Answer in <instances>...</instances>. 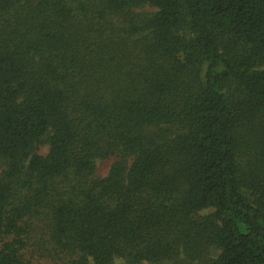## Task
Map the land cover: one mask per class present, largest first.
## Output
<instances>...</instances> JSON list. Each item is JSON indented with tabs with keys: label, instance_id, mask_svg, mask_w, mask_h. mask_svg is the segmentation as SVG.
Listing matches in <instances>:
<instances>
[{
	"label": "trees",
	"instance_id": "16d2710c",
	"mask_svg": "<svg viewBox=\"0 0 264 264\" xmlns=\"http://www.w3.org/2000/svg\"><path fill=\"white\" fill-rule=\"evenodd\" d=\"M117 260L264 264V0H0V264Z\"/></svg>",
	"mask_w": 264,
	"mask_h": 264
},
{
	"label": "rangeland",
	"instance_id": "374dc122",
	"mask_svg": "<svg viewBox=\"0 0 264 264\" xmlns=\"http://www.w3.org/2000/svg\"><path fill=\"white\" fill-rule=\"evenodd\" d=\"M39 155L44 156L47 153V146L46 145H41L38 149L37 152ZM111 162H106V161H96V168L98 170V176L99 177H104L109 169ZM43 263V261H41ZM113 264H124L123 262L117 260Z\"/></svg>",
	"mask_w": 264,
	"mask_h": 264
}]
</instances>
